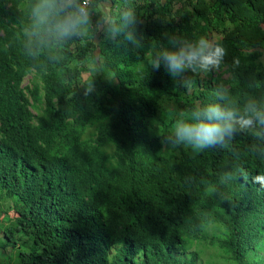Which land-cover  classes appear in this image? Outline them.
Here are the masks:
<instances>
[{
    "label": "trees",
    "instance_id": "1",
    "mask_svg": "<svg viewBox=\"0 0 264 264\" xmlns=\"http://www.w3.org/2000/svg\"><path fill=\"white\" fill-rule=\"evenodd\" d=\"M112 1L57 40L33 26L36 0H0V250L12 264H264V124L199 152L172 135L208 105L264 107V0ZM199 36L227 50L219 68L170 71L164 54Z\"/></svg>",
    "mask_w": 264,
    "mask_h": 264
},
{
    "label": "clouds",
    "instance_id": "2",
    "mask_svg": "<svg viewBox=\"0 0 264 264\" xmlns=\"http://www.w3.org/2000/svg\"><path fill=\"white\" fill-rule=\"evenodd\" d=\"M87 9L80 5L74 6L73 0H36L31 10L32 23L35 28H43L57 40L64 39L77 34L89 23ZM123 20L126 23L135 22L131 12H125ZM112 31L115 33L119 29L113 28ZM126 38L132 39L130 35ZM226 55L227 50L221 43L199 36L186 40L175 51H167L164 59L173 73L182 72L186 68L194 73L198 70L207 73L218 69ZM233 63L238 64L239 59H234ZM153 66L159 67L158 62L154 61ZM91 92L92 88L87 87L85 97ZM220 98L224 99L223 96ZM192 120L193 122L176 121L172 132L173 146L184 145L199 152L222 143L224 134L231 135L237 127L244 130L254 127V122L264 124V107H258L256 101L250 99L244 105V114L239 115L232 108L222 109L219 105H208L202 111L193 113ZM254 181L264 186V175L256 176Z\"/></svg>",
    "mask_w": 264,
    "mask_h": 264
},
{
    "label": "rangeland",
    "instance_id": "3",
    "mask_svg": "<svg viewBox=\"0 0 264 264\" xmlns=\"http://www.w3.org/2000/svg\"><path fill=\"white\" fill-rule=\"evenodd\" d=\"M116 6H117V4H116ZM104 24L105 23H103L102 25H104ZM99 26H101V25H99ZM110 27H112V25ZM110 27H108L106 25L103 26L102 37L100 38L101 40H105L106 38L104 36H108L110 34L109 33ZM262 57H264V56H262ZM262 57L260 59L262 61H264V58H262ZM26 81H27V79H26ZM1 198L2 199H0V209H2L3 211H6L9 208V205H10L9 199L8 198H4L3 196ZM191 249H193V247H191ZM214 250H215L214 248L206 249L204 257L208 259L210 257V253H212ZM6 251L8 252L9 248H7ZM7 252H4V251L0 250V264H12L13 263V262L9 263L7 261V256L11 255L13 257L14 253L11 252V250H10V253H7ZM215 252H216V250H215ZM11 253H13V254H11ZM4 260L6 261V263L4 262Z\"/></svg>",
    "mask_w": 264,
    "mask_h": 264
},
{
    "label": "crops",
    "instance_id": "4",
    "mask_svg": "<svg viewBox=\"0 0 264 264\" xmlns=\"http://www.w3.org/2000/svg\"><path fill=\"white\" fill-rule=\"evenodd\" d=\"M109 5H111V6L109 7ZM176 5L180 6L181 4H180V2H176ZM97 6L99 7L98 10L100 12H102L103 15H109L111 12V8H113V7L116 9V5L112 0H98ZM114 8H113V11H114ZM106 19H108L107 16H106ZM104 25L98 26L99 32L95 33V35H96L95 38H100L102 36V29H103Z\"/></svg>",
    "mask_w": 264,
    "mask_h": 264
},
{
    "label": "built area",
    "instance_id": "5",
    "mask_svg": "<svg viewBox=\"0 0 264 264\" xmlns=\"http://www.w3.org/2000/svg\"><path fill=\"white\" fill-rule=\"evenodd\" d=\"M91 0H82L81 6L86 10Z\"/></svg>",
    "mask_w": 264,
    "mask_h": 264
},
{
    "label": "bare ground",
    "instance_id": "6",
    "mask_svg": "<svg viewBox=\"0 0 264 264\" xmlns=\"http://www.w3.org/2000/svg\"><path fill=\"white\" fill-rule=\"evenodd\" d=\"M90 2H92V0H91ZM87 10H88V9H87Z\"/></svg>",
    "mask_w": 264,
    "mask_h": 264
}]
</instances>
